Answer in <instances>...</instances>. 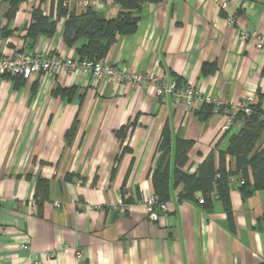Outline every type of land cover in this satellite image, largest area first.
<instances>
[{
  "label": "crops",
  "instance_id": "0c3cea01",
  "mask_svg": "<svg viewBox=\"0 0 264 264\" xmlns=\"http://www.w3.org/2000/svg\"><path fill=\"white\" fill-rule=\"evenodd\" d=\"M58 1L26 0L6 22L8 3L0 0V28L8 32L0 34V57L45 50L77 58L82 41L64 43ZM61 1L68 13L90 7L105 20L119 11L113 0ZM35 8L55 28L32 39L26 31ZM137 17L136 31L118 37L101 61L177 80L225 108L252 99L264 113V49L237 33L264 34V0H226L223 10L213 0H162L143 4ZM15 82L0 76V264H32L49 251L54 257L42 264H264V190L243 197L230 187V215L215 193L210 206L179 201L180 187L171 188L166 213L151 219L144 207L164 126L172 177L177 139L191 144L182 171L195 175L206 159L218 163L240 120L224 132L225 111L208 113L204 103L174 106L142 84L94 82L78 70ZM257 148H264V132ZM39 180L47 192L37 188Z\"/></svg>",
  "mask_w": 264,
  "mask_h": 264
},
{
  "label": "trees",
  "instance_id": "16d2710c",
  "mask_svg": "<svg viewBox=\"0 0 264 264\" xmlns=\"http://www.w3.org/2000/svg\"><path fill=\"white\" fill-rule=\"evenodd\" d=\"M8 11L5 14V21L9 22L15 16L20 3L26 0H6ZM119 6V11L115 18L105 20L95 13L90 7H86L83 13H68L66 6L59 0L56 4L57 17H65L66 21L63 28V40L66 46L75 47L79 41L82 44L76 47L77 58L80 60H103L111 45L120 36H127L136 31L138 14L143 4L158 3L162 0H113ZM32 22L27 29V37L35 39L39 35L48 36L53 32L55 23L50 22L48 17H44L39 8L32 12ZM8 32L6 28H0V34ZM16 84L23 82L20 77H13ZM176 82L180 85L182 83ZM65 94V90L62 92ZM208 113L211 112L209 105L205 106ZM264 113L259 110L257 105L250 106V114L242 112L235 116L234 121L240 120L243 125L234 134H231L227 141L225 150L218 156V163L215 165L211 159H206L198 168L195 175L183 172L182 169L188 161L187 150L190 143L177 139L173 152V175H170V132L164 126L160 140L156 147V163L152 169L151 182L153 195L158 203H166L170 200V190L180 187L178 200H193L195 195L203 197L200 206H210L212 194L217 195L218 200L223 203L224 210L230 215L228 193L230 185L228 178L231 175L244 180L243 185L237 189L243 197L250 195L252 191L264 190V148L258 149L257 144L264 132ZM75 124V123H74ZM65 135L66 142H70L73 129ZM116 136L123 139L122 131L116 132ZM233 160L234 170L229 167L228 159ZM249 172L253 177V182L249 181ZM218 175V178H217ZM66 179L71 181L72 176L67 175ZM172 182V185H171ZM37 188L41 191H48V183L42 180L37 182ZM123 186L120 193L123 196ZM196 201V200H195ZM197 202V201H196Z\"/></svg>",
  "mask_w": 264,
  "mask_h": 264
},
{
  "label": "built area",
  "instance_id": "2783aa9c",
  "mask_svg": "<svg viewBox=\"0 0 264 264\" xmlns=\"http://www.w3.org/2000/svg\"><path fill=\"white\" fill-rule=\"evenodd\" d=\"M213 1L221 10L226 8V0ZM63 5L66 6L65 1ZM225 20L228 26H235L234 18L226 17ZM237 33L242 42H251L257 50L264 49V34L244 29H238ZM76 70L80 71L82 75L90 77L94 82L107 80L117 85L123 83L142 84L145 89H152L157 98L165 99L166 97H170L174 106L184 105L188 109H193L197 103H204L211 107L212 114H219L225 111L226 121L221 128L224 132L231 127L238 113L242 112L245 115H249L250 106L253 105L252 99H247L240 103L229 104L225 108L216 99L204 97L199 90L192 86L185 84L179 85L174 80L167 82L162 77L138 76L129 68L121 69L104 61L80 60L78 58L63 59L45 50L20 52L10 56L0 57V76L20 77L24 81H30L36 74L58 75L63 72L71 75ZM262 120L264 121V115H262ZM228 182L230 187H238L243 185L244 180L231 175L228 178ZM213 197L217 198V195L215 194ZM195 200L198 204H202L203 197L196 194ZM54 206L57 208L60 207L58 203H54ZM144 207L146 214L151 219L167 211V204L158 203L153 194L144 200ZM25 248L26 246H24ZM54 255L55 252L53 251L44 252L32 264H42V261L52 258Z\"/></svg>",
  "mask_w": 264,
  "mask_h": 264
}]
</instances>
